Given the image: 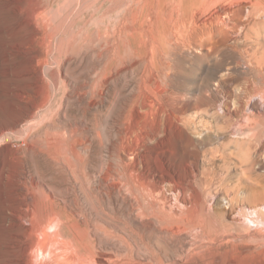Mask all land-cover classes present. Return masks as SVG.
I'll return each instance as SVG.
<instances>
[{
	"label": "rangeland",
	"instance_id": "rangeland-1",
	"mask_svg": "<svg viewBox=\"0 0 264 264\" xmlns=\"http://www.w3.org/2000/svg\"><path fill=\"white\" fill-rule=\"evenodd\" d=\"M257 1L0 0V264L36 249L78 264V244L104 264H172L161 229L173 224L174 238L195 236L180 264H218L224 246L203 236L230 229L231 213H262L264 168L243 172L249 155L222 110L241 87L233 53L170 32L229 5L251 18ZM256 224L244 233H264ZM253 238L241 242H264Z\"/></svg>",
	"mask_w": 264,
	"mask_h": 264
},
{
	"label": "bare ground",
	"instance_id": "bare-ground-1",
	"mask_svg": "<svg viewBox=\"0 0 264 264\" xmlns=\"http://www.w3.org/2000/svg\"><path fill=\"white\" fill-rule=\"evenodd\" d=\"M247 2L250 3V1H246V3ZM245 4L239 5V6H236V4L235 5H229V6L223 7V9L221 8L222 10L219 12L216 9L218 16L213 12L217 16L216 18L207 19V17H206V19L202 20V18H204V17H202V18L200 17L201 19L199 17L198 18L196 17V18L185 20V21H180L177 24H174V21H173L174 27L170 33L172 34V37H175L178 40L181 38H183V39L185 38V39H187V41H189V39H192L191 37L196 36V35H197V37H200L201 40H203V41L207 40L209 38L218 37L221 40V41L218 40L219 44L215 43V41H214L215 44L209 43L210 44L209 46H211L213 48L215 45V47H216L215 49H217L218 53H219V50L224 49V47L229 48L230 50H228V51L233 53V55H232L233 66H234V70L236 72V74H234V76H236L238 78H239V76H237V74L242 76L241 77V80H242L241 81V87L238 89V91L236 93L231 92V91L227 92V97H229V98L234 97V99H233L234 103L232 101L227 100L226 102L224 101V104H221V105L223 106L222 110L225 109V111H226L225 113L228 116L236 119V123H235L236 126L235 127L233 126L230 129L229 133L235 138L234 139L235 142L239 143V145L241 144V148L244 149L242 151H245V149H246L245 152L249 155V159L246 158L247 159L246 161H244V160L242 161V167L244 170L243 172L252 173L255 171L256 167H260V168L263 167L264 168V161H263V158H264V47L260 46V45H256L259 42L256 40H258L259 38L262 39L261 37L264 36V3L261 1H257L255 4H253L254 5L253 10L255 12L254 11H250V12H252V13L254 12L255 14L251 18L249 17V9H247V7H246L247 5L245 6ZM208 17H210V16H208ZM175 21H177V20H175ZM164 33H166V32H164ZM170 33H169V36H170ZM208 42H210V40ZM199 43H200V41H199ZM187 44L189 45V43H187ZM201 44H202V42H201ZM222 46H224V47L222 48ZM213 52H214V50H213ZM214 53H216V52H214ZM209 54H211V53L209 52L208 55ZM216 56H218V54ZM223 56L225 58L224 54H223ZM227 62H229V61H227ZM228 68H230V67H227V69ZM231 70L229 69V71H231ZM230 73L231 72H229L228 74H230ZM223 76H225V75H223ZM224 79H225V77H224ZM238 81H239V79H238ZM227 89H229V88H227ZM227 97H226V99H228ZM225 155H224V157H226ZM249 177H252V175L248 176V179H251ZM252 183H253L252 185L249 184L248 186H246L249 193L255 192L257 190L256 189L257 186L260 185L258 183H255V181H253ZM148 188H149V186H148ZM185 195L183 196L184 199L182 201H183V205L186 206L188 201H187V197ZM256 207H257L258 211H259V209H263V211H261L262 213H260L261 216L258 215V217L256 218L254 213H253L255 218H249L248 220H246L245 218H243V216L241 217L242 214L241 215L238 214L239 211L237 213H231L232 214V216H231L232 223H231V225H228V227L230 229H227V230L225 229L221 233H218L216 236H213V237L210 236L211 239L209 238V234H207V236H206V234H204L203 239H205V240L207 239L205 242H207V241L209 243L214 242L216 245V241H217L218 243H222V246H224V248L222 250L223 252L221 251V253H217L218 254V256H217L218 264H227L228 259L230 260L229 264L230 263L231 264H264V242H262V244L259 246L244 245L241 242V240H243L245 237H254L253 239L264 238V233H262L260 230L249 231L250 233H244V232H246V230L249 229V227L251 226V223L254 224L257 222V224H258V221H259V224L262 223L264 225V202H262L258 206H255V208ZM227 212L228 211H226L225 214ZM232 212H234V211L232 210ZM188 213H189V211H188ZM172 214L173 213H171V215ZM175 215H176V211H175ZM184 217H186V216H184ZM188 217H190V216H188ZM171 223H172V221H171ZM192 224L194 225V223H192ZM176 225H178V224H175V226L173 224L171 227H169L170 226L169 225L167 229L166 228L165 229L162 228L163 230L161 229L162 232L164 231L165 233H167L166 236H169V237H167L168 240H172V243H170V244H172V246L176 250L179 251V254H177L178 257L176 256L177 258L174 260V262H172V264H180L182 261L181 258L183 259L184 257L185 258L192 257L193 256V253H192L193 248L191 249V247H193V245L195 243L194 242L192 245V242H191V241H194L195 236L193 237V240L190 239V238H192V236H190L189 239L187 236H183V238L180 236L181 239H179V238L177 239V237L174 238L175 232H176L175 228L176 227L178 228V226H176ZM179 226H181V225H179ZM252 226H254V225H252ZM257 227H259V226H257ZM184 228H187V227H184ZM234 229H235V231H233ZM200 232H202V231H200ZM231 236H235V237H237V239L235 237L233 239H229ZM173 239H176L177 241H175ZM209 239L212 241H209ZM68 240H72V239H68ZM189 240H191V241H189ZM200 241H201V243L204 242V240H202V239H200ZM73 242H75V241H72V243ZM168 243L169 242H167V244ZM198 244L199 245L196 244L197 245L196 248L199 247L200 245L202 246V244H200L199 242H198ZM257 244L258 243H256V245ZM35 246L30 245V244L25 246L26 252L27 253L31 252V250H33V247H35ZM60 246H63V245H60ZM65 246H66V244H65ZM93 246H95V245H93ZM201 246L199 248H201ZM74 247L77 248V245ZM206 247H207V245H206ZM36 248H37V246H36ZM59 248H61V247H59ZM62 249H64V248H62ZM36 250H34L35 251L34 255L33 254L29 255L30 254L29 253L28 255L30 257H27L26 259L24 258V260L22 261V264H55V262H53L52 260H51L52 262L50 260H45L44 258H46V257H44V258L39 257V254L36 252ZM77 250L79 253H78V256L76 255L77 257L75 256L76 258H74V259H77L78 264H104V262L100 261L98 255H97L98 250L97 251L91 250L90 248H85V247L80 246V244H78ZM74 251H76V250H74ZM74 251H72V252H74ZM199 251H200V249H199ZM32 253H33V251H32ZM70 254H71V252H70ZM73 254L74 253H72V255ZM213 255H214V253H213ZM102 259H103V257H102ZM112 262H113L112 264H131L130 262L125 261L124 258H121V260H115ZM135 264H140V263H135Z\"/></svg>",
	"mask_w": 264,
	"mask_h": 264
}]
</instances>
